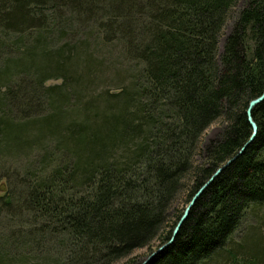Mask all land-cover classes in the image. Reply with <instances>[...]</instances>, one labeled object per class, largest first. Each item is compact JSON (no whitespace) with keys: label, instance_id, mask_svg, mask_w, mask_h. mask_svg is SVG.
Here are the masks:
<instances>
[{"label":"trees","instance_id":"obj_1","mask_svg":"<svg viewBox=\"0 0 264 264\" xmlns=\"http://www.w3.org/2000/svg\"><path fill=\"white\" fill-rule=\"evenodd\" d=\"M263 91L264 0H0V264L151 255L236 156L148 264H264Z\"/></svg>","mask_w":264,"mask_h":264},{"label":"rangeland","instance_id":"obj_2","mask_svg":"<svg viewBox=\"0 0 264 264\" xmlns=\"http://www.w3.org/2000/svg\"><path fill=\"white\" fill-rule=\"evenodd\" d=\"M231 28H232V21L228 23V25L226 26V28L224 29V32H223V35L220 39V43H219V50L220 52H222L223 50V45H224V42H225V39L226 37L229 35L230 31H231ZM12 40V39H11ZM123 61L120 57H112L110 58L109 57V60L107 63H105V70L107 71L108 73V76L106 78V81H107V85L108 87H110L111 89H114L115 86H114V81L111 77V74L113 72V70L115 71V67H118L120 68L121 66H123ZM127 66V65H126ZM61 83V80H51V81H48L46 83V86H51V85H54V84H59ZM106 84V83H105ZM47 114V113H46ZM223 127V123H221L220 121L215 123L214 125H212L201 137V140H200V143H199V150L202 151L206 145L209 143V141H211L212 139H214L215 137H217V135L221 132V129ZM39 147H36V150L33 152V159H31V163H33V169L35 168H38L37 165H38V161L42 158L41 157V150H38ZM30 161H25L27 163H25V166L27 164L30 163ZM11 166H14L12 164H9ZM8 165V166H9ZM12 169H8L7 171H4V173L6 172H12L11 171ZM3 183H6V180L5 179H2L0 178V186H2ZM182 201V200H181ZM263 215H261V218H264V213H262ZM262 220V219H260ZM262 223L261 222H257L254 218L249 220V222H247L244 227H243V230L242 232L238 233L236 235V238H235V242L236 244H242L243 245V240L251 235V234H257V235H261V233L264 234V226L261 225ZM255 235V236H257ZM150 256V251L145 248V249H141V250H137L135 252H133L131 254V256H129L128 258H125L123 259L122 261H120L119 263L117 264H128L130 262H133L134 264L136 263H141L143 261H145L147 259V257ZM240 264H243V259L241 258ZM238 263V264H239ZM223 264H229V263H223Z\"/></svg>","mask_w":264,"mask_h":264},{"label":"water","instance_id":"obj_3","mask_svg":"<svg viewBox=\"0 0 264 264\" xmlns=\"http://www.w3.org/2000/svg\"><path fill=\"white\" fill-rule=\"evenodd\" d=\"M264 101V91L263 94L250 102L248 110H247V117L249 120V123L252 127V136L250 138V140L248 141V143L245 145V147L240 151V154H242L245 149L254 142V140L256 139L257 133H258V125L256 124V122L253 119V110L255 109L256 106H258L260 103H262ZM237 158V156L235 158H233L232 160L228 161L224 166L220 167L216 173L212 176V178L207 181L199 190L198 192L193 196V198L191 199V201L189 202V204L187 205V207L185 208V211L182 215V217L180 218L177 226L175 227L173 234L171 236V239L168 243H166L165 245H163L162 247H160L157 251H155L154 253H152L150 256L147 257V259L143 262V264H148L156 255H158L161 251L165 250L167 247H169L170 245H172L176 238L179 235V232L182 228V226L184 225V223L187 221V219L190 216V213L192 211V209L194 208L195 204L197 203L198 199L203 195V193L205 192V190L207 189V187L215 180V178H217L221 172L228 167L235 159Z\"/></svg>","mask_w":264,"mask_h":264}]
</instances>
